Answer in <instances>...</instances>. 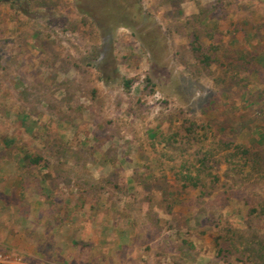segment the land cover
Segmentation results:
<instances>
[{"label":"rangeland","instance_id":"1","mask_svg":"<svg viewBox=\"0 0 264 264\" xmlns=\"http://www.w3.org/2000/svg\"><path fill=\"white\" fill-rule=\"evenodd\" d=\"M128 1L0 0V264H264V0Z\"/></svg>","mask_w":264,"mask_h":264},{"label":"trees","instance_id":"2","mask_svg":"<svg viewBox=\"0 0 264 264\" xmlns=\"http://www.w3.org/2000/svg\"><path fill=\"white\" fill-rule=\"evenodd\" d=\"M194 50H196V52H198L200 54V56H204L205 59H200L201 62L206 65V66H210L213 62V59H211L210 56H208L205 52L204 49H202L201 47L197 46L194 47ZM248 64V63H246ZM194 123H191V127L188 129V131H193V127H194ZM16 140L14 138H6L4 143L6 144V146L8 147H14L16 144L15 142ZM226 146H231L228 145V143L226 144ZM228 149V147H226ZM234 155H232L230 153L229 157H231V160H233V158L238 157L240 159H245L247 160L248 156L252 155V153H250L249 150H247L245 148V146H236L234 147ZM22 152L24 154L23 159L25 161V163H34L37 166L40 165L41 162V158L38 157H33L30 153H28V151H26L25 149H22ZM206 159L203 157L202 159H199V164H201L200 166H198L197 164H193V163H184L182 165V167L185 169L184 171H181L178 174V180L182 183V186L184 188H200L201 185L203 184L204 180H205V167H206ZM47 166H40V170H47Z\"/></svg>","mask_w":264,"mask_h":264},{"label":"flooded vegetation","instance_id":"3","mask_svg":"<svg viewBox=\"0 0 264 264\" xmlns=\"http://www.w3.org/2000/svg\"><path fill=\"white\" fill-rule=\"evenodd\" d=\"M6 2H12L16 5H21L22 0H4ZM104 3H103V2ZM87 5L92 6L94 10L102 15L105 18V21H108L112 16L113 12H118L119 10L128 11L129 1L128 0H83ZM107 32V29L104 30V33Z\"/></svg>","mask_w":264,"mask_h":264}]
</instances>
